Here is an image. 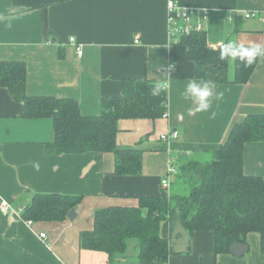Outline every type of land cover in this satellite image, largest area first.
Segmentation results:
<instances>
[{
  "label": "crops",
  "instance_id": "0c3cea01",
  "mask_svg": "<svg viewBox=\"0 0 264 264\" xmlns=\"http://www.w3.org/2000/svg\"><path fill=\"white\" fill-rule=\"evenodd\" d=\"M168 1L0 0V62L25 63L28 96L73 99L83 116L93 117L102 98L121 94L124 79L146 78L160 83L167 99L164 118L118 122L116 148L141 150L142 171L116 176L111 153L46 154L52 120L22 118L21 104L0 87V264H139L138 247L129 246L134 239L112 261L103 252L80 247V233L92 230L95 212L134 208L140 196L163 195L168 166L175 170L169 176L172 186L184 165L215 151L236 123L264 114V56L246 85L213 84L209 111L192 110L185 87L190 80L204 82L196 78L186 48L169 35ZM172 1L206 11L209 47L226 40L264 47V0ZM228 75L232 80L233 65ZM171 130L179 132L177 140L160 139ZM243 162L246 175L264 179V143L247 144ZM38 194L82 196L75 219L28 224L21 213ZM246 244L241 258L214 255L211 232L188 234L178 225L170 234L167 264H264L260 236L248 234Z\"/></svg>",
  "mask_w": 264,
  "mask_h": 264
},
{
  "label": "trees",
  "instance_id": "16d2710c",
  "mask_svg": "<svg viewBox=\"0 0 264 264\" xmlns=\"http://www.w3.org/2000/svg\"><path fill=\"white\" fill-rule=\"evenodd\" d=\"M69 1L72 0H59ZM179 43L186 48L187 57L195 66L196 78L204 83L246 85L260 58L245 67L239 61L223 57L221 49L228 40L211 48L205 31L181 37ZM231 60L232 80L228 75ZM26 75L25 63L0 62V87L7 89L12 99L21 104L20 116L52 120L53 140L46 145V154L111 153L114 175L141 174L142 151L116 148L118 122L164 118L167 99L160 83L146 78L124 79L121 94L102 98L99 114L87 117L80 113L73 99L28 96ZM157 86L160 90L153 95ZM251 143H264V114L245 116L215 151L201 161L184 165L172 183L182 190L174 193L170 184L168 192L163 190L161 196H140L137 207L97 210L92 230L80 233V247L103 252L112 261L123 256L127 242L134 239L139 264H167L171 255L170 234L179 225L188 234L211 232L214 255L231 254L230 248L235 243L247 245L246 237L250 233L260 236V249L264 253V179L246 175L243 166L244 148ZM81 200L82 196L38 194L21 215L30 223L63 222Z\"/></svg>",
  "mask_w": 264,
  "mask_h": 264
},
{
  "label": "built area",
  "instance_id": "2783aa9c",
  "mask_svg": "<svg viewBox=\"0 0 264 264\" xmlns=\"http://www.w3.org/2000/svg\"><path fill=\"white\" fill-rule=\"evenodd\" d=\"M166 14L168 23L169 35L174 39H180L181 37L188 36L193 32H203L205 30V24L207 22V13L205 10H189L180 7L178 4L169 0L166 4ZM246 18L250 15H246ZM70 43H74L75 39L70 38ZM138 43L137 40L134 42ZM77 46V55H82V48ZM171 67V66H170ZM179 137L177 130H171L167 134H162L160 139L163 141H174ZM175 173L174 167L168 166L166 177L161 181L162 189L167 193L170 187L169 176ZM8 207L5 204L1 205V210L6 211ZM30 224V222H28ZM40 239L45 240V234H40Z\"/></svg>",
  "mask_w": 264,
  "mask_h": 264
},
{
  "label": "clouds",
  "instance_id": "9594fccd",
  "mask_svg": "<svg viewBox=\"0 0 264 264\" xmlns=\"http://www.w3.org/2000/svg\"><path fill=\"white\" fill-rule=\"evenodd\" d=\"M221 55L230 58L233 61H239L245 67L253 65L258 57L264 56V47L254 45L246 47L244 45H237L233 42H228L222 46ZM214 85L211 82L200 83L196 80H190L184 90V96L193 104V111L198 113L208 112L212 106V98ZM160 88L157 86L153 89L152 94L156 95ZM223 93L215 96L219 100ZM37 169L39 165H34Z\"/></svg>",
  "mask_w": 264,
  "mask_h": 264
},
{
  "label": "water",
  "instance_id": "95a60500",
  "mask_svg": "<svg viewBox=\"0 0 264 264\" xmlns=\"http://www.w3.org/2000/svg\"><path fill=\"white\" fill-rule=\"evenodd\" d=\"M76 217V212L75 210H71L68 215L67 218L69 220H74ZM248 251V246L244 245V244H240V243H235L231 246L230 248V252L233 256H235L236 258H241L243 257Z\"/></svg>",
  "mask_w": 264,
  "mask_h": 264
},
{
  "label": "rangeland",
  "instance_id": "374dc122",
  "mask_svg": "<svg viewBox=\"0 0 264 264\" xmlns=\"http://www.w3.org/2000/svg\"><path fill=\"white\" fill-rule=\"evenodd\" d=\"M180 40V39H179ZM229 65H230V68L232 67V65H233V61L231 60L230 61V63H229ZM173 165H175V167H176V163H174ZM174 182V181H173ZM175 185V184H174ZM172 186L173 187V191H175L174 193H176L178 190H182L181 188H179V186H177L176 185V188H175V186ZM180 185V184H179ZM181 187H182V185H180ZM175 188V189H174ZM186 188V187H185ZM129 246H130V248H132L133 246H137V242L135 241V240H133V241H130V244H129ZM129 259H130V257H128ZM135 259V258H134Z\"/></svg>",
  "mask_w": 264,
  "mask_h": 264
}]
</instances>
